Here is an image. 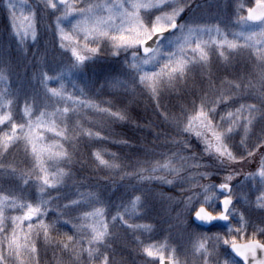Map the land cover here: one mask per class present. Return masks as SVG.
I'll list each match as a JSON object with an SVG mask.
<instances>
[{"label": "snow or ice", "instance_id": "1", "mask_svg": "<svg viewBox=\"0 0 264 264\" xmlns=\"http://www.w3.org/2000/svg\"><path fill=\"white\" fill-rule=\"evenodd\" d=\"M193 0H41L42 11L56 15L55 30L59 36V48L71 52V68L81 69L86 61L93 60L101 52V46L110 48L113 56L128 54L124 64L131 73V80L141 85L159 108V97L163 91H174L186 84L192 71L199 67L207 71L210 52L228 60L229 54L247 50L254 58V77L221 79L219 83L208 75L206 84L190 109L182 108L181 116L161 115L166 122L178 128V135L165 137L167 142L177 145L178 151L162 154V159L146 161L148 167L140 166L123 175L136 176L140 181L159 180L172 184L174 180L187 182L191 194L182 201L177 220H183L187 211L194 221L203 224L226 222L227 231L221 235L206 234L196 238L191 246V255L199 264H264V228L253 227L249 231L248 221L242 213L237 216L233 202V178L239 173L230 170L219 184H201L196 176L206 179L208 172L181 175L186 168L204 167L198 161L189 163L192 156L184 155L190 147L188 138L194 137L203 144V151L213 156L220 165H230L253 157L264 148V0H252L250 6L240 3L235 11L237 30L224 31L218 24L209 25L181 20L185 10L192 9ZM200 7V5H196ZM9 31L23 48L30 39L38 37L37 9L29 0H5ZM76 17L72 23L70 17ZM71 24V30L62 26ZM231 37V38H230ZM11 53L5 50L0 61V177L19 176L25 184L34 178L40 198L35 202L11 195L0 194V264H40L38 241L67 253L72 264H80L87 256L88 264H121L111 248L112 229L120 224L128 230L151 231L150 225L130 223L146 209L143 194L129 196L122 210L111 220L107 219L94 193H80L77 199L58 208L56 218L48 219L49 204L53 199L50 190H58L71 178L69 165L72 155L60 141L68 142L75 136L89 139H104L99 130L82 127L79 122L68 126L70 112L89 108L110 119L124 121L128 115L123 110H114L110 102L95 103L69 93L63 84L66 71L49 76L39 72V82L49 100H54L52 111L40 110L33 114V103L25 101L23 119L13 118L14 98L9 81L8 65ZM43 58L42 56L40 57ZM50 80L59 81L58 87H49ZM111 86H126L124 81L113 76L107 81ZM247 94L256 102H241ZM63 103L65 106L59 107ZM107 105V106H105ZM257 123L261 124L256 130ZM242 132L236 153L230 147L234 134ZM51 133L55 140H49ZM254 137V139H253ZM252 140V143L248 141ZM126 143V141H122ZM23 144L25 154L31 157V168L18 170L8 162L9 149ZM105 150L95 149L91 156L97 166L108 170L119 169L115 154L105 158ZM171 176L174 179H169ZM246 180L258 183L259 194L253 202L255 208L264 211V154L260 156L255 172L246 174ZM194 188L199 192L191 191ZM45 193H48L47 197ZM246 199V198H245ZM247 202V201H246ZM91 203L90 210L81 211ZM17 212L18 214H13ZM78 215L70 217L69 214ZM63 220L71 224L72 234L59 232L57 225ZM264 222V221H262ZM56 233L54 236L53 233ZM259 234V238H258ZM224 248V259H220V248ZM142 255L151 258L148 264H181L176 249L165 242H140Z\"/></svg>", "mask_w": 264, "mask_h": 264}, {"label": "rangeland", "instance_id": "2", "mask_svg": "<svg viewBox=\"0 0 264 264\" xmlns=\"http://www.w3.org/2000/svg\"><path fill=\"white\" fill-rule=\"evenodd\" d=\"M29 3L38 12V19L40 21L37 25L38 37L35 43L29 39L26 45L21 48L18 46L16 38L9 31L5 0H0V61L4 58L5 50L11 53L8 65L9 81L7 86L13 94L14 103L12 112L13 118L17 122H20L24 118L23 107L26 100L33 103L34 115L38 114L40 110L50 112L53 109L55 101L49 100L45 95L44 89L39 83V72L43 70L49 76H53L58 72L70 69L73 63L71 52L59 48V36L55 30L56 15L58 13L52 14L50 10L42 11L43 4L41 0H29ZM240 3L250 6L252 0H193L192 9H186L180 19L209 25L218 24L221 29L231 33L237 30L235 11L237 5ZM196 5H200V7H196ZM69 19L72 23H75L76 17L73 16ZM62 26L65 27L66 31L71 30V24L68 21H64ZM127 55L122 52L118 57L113 56L110 48L102 45L101 52L93 60L86 61L85 67L81 69L71 68L70 71H66L63 84L65 89L74 96H80L81 99L91 100L95 103L108 101L114 110L125 111L128 118H130L131 113L129 114L126 110L137 109L139 105L137 106L135 103L141 102L138 97L145 98L143 101L147 104L152 102L153 109L148 113L149 116L143 110L139 113L140 116L135 115V117L137 116L136 119L131 118V123L127 125L129 132L114 127L116 122L119 123V120L102 116L89 108H81L76 112L69 113L67 122L70 129L79 122L84 128H90L92 131L99 130L105 138L89 139L77 135L68 142L60 141L72 155V163L69 165L71 178L67 179L58 190H50L53 199L49 204L48 219H55L58 208L68 203V200L77 199L80 193L91 192L95 194L99 201V204L95 206H102L106 218L111 220L112 216L122 210V205L126 203L130 195L142 193L146 202V209L139 216L133 217L129 222L150 225L151 231L133 232L117 224L112 229L111 248L114 253L118 252L119 246L126 249V254L123 256L119 252V254L116 253L117 261H120L121 264H148L151 258L141 254L140 242L147 244L166 241L171 247L176 249V254L179 256L181 264H199V261L191 255L193 241L203 234L213 236L219 233L223 235L227 231V224H219L210 230H204L198 226L196 227L192 221V216L187 211H184L182 221L177 220V214L182 208V201L191 194L188 190L189 184L186 181L179 182L174 180L172 184H167L155 179L140 181L136 176H126L123 174L125 172H133L140 166L148 167L149 165L144 162L160 160L164 153L181 150L177 145H173L165 140L166 136L175 137L178 141L183 140L185 137L178 135V128L175 125L163 119L162 112L179 117L181 116L182 108L190 109L191 102L198 99L209 74L217 83L221 79L232 80L254 77L256 73L254 58L245 50L233 54L226 52L228 60H224L219 57L215 50H212L210 52L208 70L204 71L196 67L190 74L186 84L178 85L174 91H163L159 97L160 106L157 108L150 94L141 85L132 82L131 73L124 64ZM41 56L43 57L42 59L40 58ZM89 62L91 64V66L89 65L90 67L88 66ZM89 72L91 73L90 75ZM113 76L124 81L126 86H111L107 81ZM48 84L49 87H58L60 82L50 80ZM3 87L4 85L0 84V89ZM126 95L129 96L125 99ZM100 97L101 99H99ZM123 101H125L124 104L122 103ZM245 101L250 103L256 102L247 94L241 100V102ZM130 103L133 104L131 105ZM58 106L63 107L65 105L61 103ZM130 107L132 108L130 109ZM145 115L148 116L146 120H144ZM153 120L157 121L154 123ZM125 121L127 119L123 123ZM260 127L261 124L257 123L256 130L258 131ZM114 128L116 132L114 137H111ZM241 136L242 132L237 131L232 141H230V147L236 153L243 151V148L240 146ZM46 137L49 140L58 139L51 133H47ZM188 139L191 147L187 151H184L183 154L193 157L189 163L198 161L204 167H188L181 175L187 177L190 173L208 172L209 176L206 179H201L199 176H196V179H199L201 184H219L211 182L210 179L213 176L221 177L222 181L223 177L230 170H236L239 174L233 178L231 184L234 186L233 202L237 216L231 223L235 224L238 214L242 213L248 221L249 231L253 227L264 228V222H262L264 221V211L255 208L253 203L259 194L257 189L260 185L246 180V174L256 171L260 156L264 154V148L259 149L253 157L246 158L242 162L220 165L213 156L203 151V144L194 137ZM127 140H130V143ZM85 141L91 145L89 147L90 152L95 149L105 150L106 159L109 158L110 154L114 153L116 162L120 165V168L108 170L102 166L98 167L91 156L90 163L80 160L78 170H76V154H79L81 151L80 143L82 146ZM122 141H126V143ZM151 142L152 144L157 143L158 146L148 149L147 144H151ZM248 142L252 143V140ZM121 143L123 145H131V148H127V155L125 157H122L118 151ZM160 145L163 148L159 152L157 148ZM167 145L170 146L167 147ZM86 147L88 149V146ZM129 149L131 150L130 152L128 151ZM7 160L13 163L18 170L27 171L31 168V157L25 154L23 144L10 148ZM168 178L174 179L171 176ZM81 186L84 189H81ZM191 191L199 192L200 189L194 188ZM0 194L16 196L33 203L41 195L36 187L34 178H30L28 183L25 184L19 176L14 178L0 177ZM47 195L48 193H45L46 197ZM92 206L91 203L85 204L81 211L90 210ZM13 214L18 213L13 212ZM77 215V212L69 214L70 217ZM61 223H63V220L57 225V229L59 232H64L65 230L62 229L65 228H60L61 230L58 228ZM63 225L71 228V224L64 223ZM65 232L72 234V232ZM53 235L55 236L56 233L54 232ZM37 247L40 264H72L67 253H65V258L59 253L57 254V252L54 253V247L45 245L42 240L38 241ZM220 252V259L222 260L224 259L223 247L220 248ZM80 264H88L86 254L81 256Z\"/></svg>", "mask_w": 264, "mask_h": 264}, {"label": "trees", "instance_id": "3", "mask_svg": "<svg viewBox=\"0 0 264 264\" xmlns=\"http://www.w3.org/2000/svg\"><path fill=\"white\" fill-rule=\"evenodd\" d=\"M3 37H5L4 35H3ZM1 51V50H0ZM91 66V64H90V62H89V64H88V66ZM89 66V67H90ZM89 71H90V68H89ZM86 72V71H85ZM91 73L89 72V75H90ZM92 77V76H91ZM40 83V82H39ZM97 90H98V88H97ZM141 93V92H140ZM129 95H126L125 96V99L128 97ZM139 98V100L141 101V102H138V103H135V105H139L138 107H137V109H131L132 107H130V111L129 110H126V111H128V113L130 114L131 113V115L129 116L130 118H128L127 119V121H125V123H123V121H119V123L118 122H116L115 123V126L114 127H116V128H118V129H123L124 131H127V132H129V128L127 127V125L128 124H130L131 123V118H137V116L135 117V115H139V113L141 112V111H143V110H145L146 112H145V114L146 115H148V113L153 109V103L152 102H150V103H145L143 100H145V98H141V97H138ZM99 99H101V97L99 98ZM173 100V99H172ZM172 100H170V101H172ZM174 101V100H173ZM123 104L125 103V101H123L122 102ZM172 103V102H171ZM170 103V104H171ZM131 105L133 104V103H130ZM130 105V106H131ZM135 107V108H136ZM145 107V108H144ZM134 108V107H133ZM140 109V110H139ZM145 115V119L144 120H146V118L149 116H146ZM140 116V115H139ZM138 121H139V119H137ZM157 120H153V122L155 123ZM115 132H116V129L114 128V130H113V135H111V137H114V134H115ZM128 141V143H130V140H127ZM148 145V149L149 148H154V147H157L158 146V144L156 143V144H152V142H151V144H147ZM86 146H88V149H87V147ZM120 147L118 148V151H119V154L120 155H122V157H125V155H127L126 153H127V148H131V145H127V144H125V145H123V143H121V145H119ZM168 146H170V145H167V147ZM80 147H81V151H80V153L79 154H76V157H77V160L75 161L76 163V170H78V166H79V161L80 160H83V161H86V162H88V163H90V161H91V152L89 151V147H91V145L87 142V141H85V143H83V145L81 146V143H80ZM132 148H133V146H132ZM162 145H160L159 146V148H157V149H159V152L160 151H162ZM73 151H75V150H73ZM129 152L131 151L130 149L128 150ZM129 154V153H128ZM131 154V153H130ZM137 154V153H136ZM210 181L211 182H217V183H220L221 182V177H212L211 179H210ZM220 181V182H219ZM81 189H84V187H80ZM90 188H92V186H90ZM180 188V187H179ZM191 224H193L192 222H190ZM64 223H61V225L58 227L59 229L61 228H65V229H62V230H65V231H68V232H72L73 230L71 229V228H68V227H65L64 225H63ZM197 227V226H196ZM60 229V230H61ZM201 230V229H200ZM210 230V229H209ZM64 231V232H65ZM53 250H54V253H56L57 252V254L59 253L60 255H62V257L64 256V258H65V253L64 252H61L59 249H57V248H53ZM118 252L120 253V255H124V254H126V249L124 248V247H122V246H119V249H118ZM118 252H116L117 254H119ZM116 253H114L115 254V256H116V259H117V255H116Z\"/></svg>", "mask_w": 264, "mask_h": 264}, {"label": "water", "instance_id": "4", "mask_svg": "<svg viewBox=\"0 0 264 264\" xmlns=\"http://www.w3.org/2000/svg\"><path fill=\"white\" fill-rule=\"evenodd\" d=\"M192 219H193V222H194L196 225H198V226H200V227H203V228H206V229L212 227V226L215 225V224L223 223V222L217 221V222H213L212 224H203V223H201V222H199V221H194V218H193V217H192Z\"/></svg>", "mask_w": 264, "mask_h": 264}]
</instances>
